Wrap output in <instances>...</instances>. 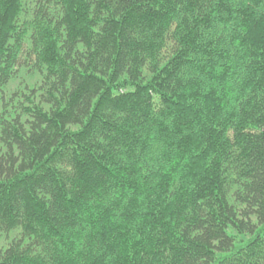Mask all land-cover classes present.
<instances>
[{"label":"trees","instance_id":"16d2710c","mask_svg":"<svg viewBox=\"0 0 264 264\" xmlns=\"http://www.w3.org/2000/svg\"><path fill=\"white\" fill-rule=\"evenodd\" d=\"M3 237L0 264H264V0H0Z\"/></svg>","mask_w":264,"mask_h":264},{"label":"rangeland","instance_id":"374dc122","mask_svg":"<svg viewBox=\"0 0 264 264\" xmlns=\"http://www.w3.org/2000/svg\"><path fill=\"white\" fill-rule=\"evenodd\" d=\"M39 81V76L37 74L29 76L19 73V76L16 80L10 82L7 86V94H12L14 92L22 91L24 86L31 87ZM9 238L3 237L0 238V248L8 244Z\"/></svg>","mask_w":264,"mask_h":264}]
</instances>
